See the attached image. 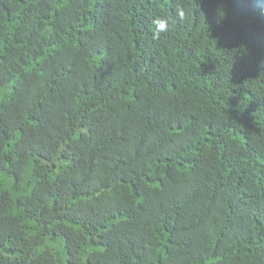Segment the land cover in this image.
Returning <instances> with one entry per match:
<instances>
[{"label":"trees","instance_id":"trees-1","mask_svg":"<svg viewBox=\"0 0 264 264\" xmlns=\"http://www.w3.org/2000/svg\"><path fill=\"white\" fill-rule=\"evenodd\" d=\"M0 264H264V0H0Z\"/></svg>","mask_w":264,"mask_h":264},{"label":"clouds","instance_id":"clouds-1","mask_svg":"<svg viewBox=\"0 0 264 264\" xmlns=\"http://www.w3.org/2000/svg\"><path fill=\"white\" fill-rule=\"evenodd\" d=\"M176 15L181 21H183L185 18V12L182 8H177ZM152 23L154 25V29L152 31V39L158 40L161 36V33L168 31L169 21L168 19L157 18V19H154Z\"/></svg>","mask_w":264,"mask_h":264}]
</instances>
